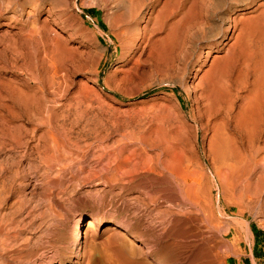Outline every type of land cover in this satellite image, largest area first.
Segmentation results:
<instances>
[{"label":"bare ground","instance_id":"bare-ground-1","mask_svg":"<svg viewBox=\"0 0 264 264\" xmlns=\"http://www.w3.org/2000/svg\"><path fill=\"white\" fill-rule=\"evenodd\" d=\"M95 1L105 8V33L78 16L72 20L52 1L32 0L27 7L8 1L14 11L2 23L8 24L2 50L12 67L34 80L29 90L12 86L10 93L34 106L33 115L47 113L52 126L49 112L63 105L57 99L62 91L91 107V86L104 90L98 78L109 44L119 54L108 89L119 65L135 52L139 62L148 50L153 84L180 88L182 97L163 88L151 96L154 126L133 136L146 155L138 184L152 188L153 203L167 201L176 210L159 218L162 236L150 233L151 240L147 231L137 232L129 249L132 226L123 220L98 213L69 219L51 202L38 235L17 239L9 214L0 210V264L15 258L27 264H227L232 236L250 240L252 234L235 215L254 207L264 229V0ZM47 131L49 141L69 153L78 150L81 155L73 154L84 160L87 145L62 128L61 141ZM102 234L107 237L95 241ZM165 237L178 240L162 244ZM259 260L252 254L253 264H264Z\"/></svg>","mask_w":264,"mask_h":264},{"label":"rangeland","instance_id":"rangeland-1","mask_svg":"<svg viewBox=\"0 0 264 264\" xmlns=\"http://www.w3.org/2000/svg\"><path fill=\"white\" fill-rule=\"evenodd\" d=\"M8 1L0 0V35L3 28L8 26L2 23L8 22L7 15L14 11L13 3ZM18 1H24L27 7L32 0ZM43 1H52L72 20L78 16L92 30L105 33L108 29L105 8L95 0H68L66 3L62 0H37L39 3ZM15 15L18 16V12ZM15 23L13 21L12 24ZM70 44L74 43L70 40ZM2 45L1 41L0 197L3 200L0 210L9 214L11 233L16 235L15 238L38 235L44 220L50 219L46 216L50 214L51 202L59 207L60 212H67L69 219L78 220V216L89 217L98 213L129 223L132 238H125L128 249L135 245L139 236L137 232L147 231L148 236H145L151 240L162 236L159 218L168 211L176 210V207L167 201L153 203L152 188L147 183L138 184L140 179L137 176L142 173L146 155L134 142L133 136L154 126L149 115L154 93L161 88L167 91L172 89L176 93H180L181 89L178 88L177 92L176 88L153 84L150 76L152 67L145 60L148 50L139 62L136 61L138 52H135L119 65L116 68L117 80L111 83L113 88L108 89L105 81L110 66L119 54L114 45L109 44L107 58L98 78L104 90L91 86V107L86 106L87 103L76 104L72 95L62 91L63 94L57 99L63 105L55 108V113L49 112L55 122L49 126L47 113L33 115L34 106L18 102L10 93L12 86L29 90L34 80L28 79V72L24 69L10 65L9 54L2 50ZM46 91L49 89L46 88ZM61 128L68 133L70 140H78L76 143L84 148L88 146L84 160L73 154L81 155L78 150L73 149L69 153L67 149L58 148L49 141V133L45 134L49 132L47 130H52L55 140L61 141L62 136L58 133ZM43 145L48 150L43 151ZM47 156L50 158L47 159ZM110 174H114L117 180L110 181ZM134 179L136 183L127 182ZM243 209L241 215H235V219L248 223L252 234L250 240L237 233L232 236V250L224 251L227 264H253L252 254L259 261L264 260V229L260 226L262 214L254 207ZM230 212L234 216V209ZM106 237L105 234L98 235L95 241L102 242ZM173 240L177 241L178 238L165 237L160 242L165 244ZM62 252L66 253L64 250ZM12 263L27 264L17 258Z\"/></svg>","mask_w":264,"mask_h":264}]
</instances>
